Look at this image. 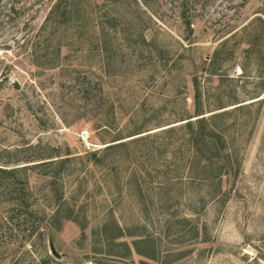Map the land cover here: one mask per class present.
Masks as SVG:
<instances>
[{"label": "rangeland", "instance_id": "1", "mask_svg": "<svg viewBox=\"0 0 264 264\" xmlns=\"http://www.w3.org/2000/svg\"><path fill=\"white\" fill-rule=\"evenodd\" d=\"M260 49L264 0H0V157H71L0 196V264H264Z\"/></svg>", "mask_w": 264, "mask_h": 264}, {"label": "trees", "instance_id": "2", "mask_svg": "<svg viewBox=\"0 0 264 264\" xmlns=\"http://www.w3.org/2000/svg\"><path fill=\"white\" fill-rule=\"evenodd\" d=\"M55 9V7L51 8L47 20L51 19L52 15L55 13ZM63 12L66 16L67 10ZM191 25L192 21H187V26L191 27ZM253 46H255V44L252 42L246 49L249 55L251 53H257V51L253 49ZM257 55L256 56L262 60L264 58V51L260 49ZM259 95V93H256L251 99ZM196 101L197 107L195 116L197 117V127L195 128V123L190 119L192 116L181 119L186 120L181 127L187 128L192 132V140H194V143L199 148H201L203 144H206L208 136L209 138L220 141L223 145L224 141H222V135L214 129L208 128L204 116L200 117L203 115V112H201L199 93ZM171 130L174 129L172 128ZM3 152L6 155L0 157V196L16 202L15 205L11 207V211L14 212L16 216L21 217L24 214L33 215L29 203L31 196L30 173L36 168H41L45 174H48L50 172L48 171L49 167L54 165V167L57 168L55 171V175H57L67 168L71 157L64 156L59 146L47 145L42 147V144L39 142L28 143L25 147L21 146L14 149H5ZM67 154L69 155L71 152ZM1 219L4 220V223L7 225L13 220V218H7V216L1 217ZM183 221L190 222L191 220L184 217ZM194 231L195 234L198 233L197 226L194 227Z\"/></svg>", "mask_w": 264, "mask_h": 264}, {"label": "water", "instance_id": "3", "mask_svg": "<svg viewBox=\"0 0 264 264\" xmlns=\"http://www.w3.org/2000/svg\"><path fill=\"white\" fill-rule=\"evenodd\" d=\"M53 250H54V248H53Z\"/></svg>", "mask_w": 264, "mask_h": 264}]
</instances>
